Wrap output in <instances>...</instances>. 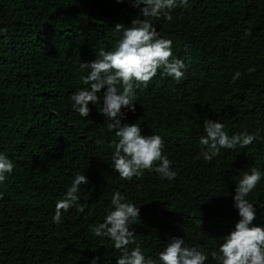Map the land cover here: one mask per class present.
I'll return each mask as SVG.
<instances>
[{"label": "trees", "instance_id": "trees-1", "mask_svg": "<svg viewBox=\"0 0 264 264\" xmlns=\"http://www.w3.org/2000/svg\"><path fill=\"white\" fill-rule=\"evenodd\" d=\"M140 8L133 0H0V153L15 165L0 184V264H91L95 257L117 264L114 242L94 235L117 191L140 207L130 250L138 244L158 261L181 238L208 255L205 264H217L212 253L240 220L237 182L252 167L264 173V139L206 161L203 122H222L229 136L259 130L264 137V0H188L171 10V22L152 18L186 65L185 78L158 74L141 84L135 112L122 109V123L162 137L163 154L180 170L171 181L148 170L120 178L110 147L117 138L99 111L106 88L88 117L72 107L71 96L88 87L80 64L112 51L121 38L116 25L143 18ZM77 174L88 183L57 224L56 203ZM251 194L253 226L264 227V177Z\"/></svg>", "mask_w": 264, "mask_h": 264}, {"label": "clouds", "instance_id": "clouds-1", "mask_svg": "<svg viewBox=\"0 0 264 264\" xmlns=\"http://www.w3.org/2000/svg\"><path fill=\"white\" fill-rule=\"evenodd\" d=\"M117 2L122 3L124 0ZM133 4L137 8L144 5L140 8V16L143 18L134 19L130 27L117 24L115 32L120 33L121 38L116 47L112 51L101 50L100 58L93 62L80 64L81 71L88 70L83 80L88 87L71 96L74 102L72 107L82 117H88L91 112L89 103L97 104L101 99L97 94L106 88L102 97L103 106L99 111L106 117L107 128L117 138L110 147L114 148L112 161L120 178L131 181L148 170L171 181L176 179L180 170L163 154L162 137L155 134L143 135L138 123H122L126 118L122 109L135 112L136 89L141 84L147 87L158 74L171 77L178 83L185 78L186 65L182 60L173 58L172 41L160 37L152 18L163 16L171 22V10L187 7L188 0H133ZM238 77L239 73L233 82ZM203 124L206 135L201 137L200 144L203 146L201 155L206 161L217 157L221 149L235 150L237 146L247 148L254 141L264 139L259 130L253 134L243 132L229 136L222 122L205 119ZM14 167L13 161L0 153V184L5 182ZM262 177L264 173L252 167L237 182L233 199L240 220L235 230L223 238L224 243L219 252L212 253L217 264H264V227L253 226L256 210L252 204L254 201L250 199L251 192ZM87 183L85 174L74 177L65 197L56 203L53 216L55 223H61L62 213L77 204L80 186ZM111 204L114 210L95 227L94 235L114 242L115 249L122 253L117 264H205L207 261L208 255L205 252L198 247L186 246L181 238H173L159 253L158 261L146 258L138 244L130 250L129 246L136 244V233L130 229L137 217H140V207L127 202L119 191L112 196ZM99 259L93 258L91 264H98Z\"/></svg>", "mask_w": 264, "mask_h": 264}]
</instances>
